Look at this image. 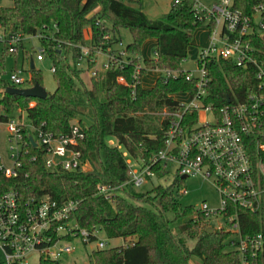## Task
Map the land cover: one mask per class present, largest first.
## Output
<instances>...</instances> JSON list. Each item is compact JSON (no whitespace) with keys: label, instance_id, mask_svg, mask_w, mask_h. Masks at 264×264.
<instances>
[{"label":"trees","instance_id":"1","mask_svg":"<svg viewBox=\"0 0 264 264\" xmlns=\"http://www.w3.org/2000/svg\"><path fill=\"white\" fill-rule=\"evenodd\" d=\"M8 1L0 4V27L7 34L39 35L44 54L55 68L56 87L44 99L23 97L7 92L10 84L0 79V121L14 119L19 110L35 128L61 135L69 131L72 120H77L85 133L78 148L91 167L83 171L48 170L44 166V153L25 136L17 176L8 178L0 171V196L17 190L23 198L77 200L72 217L81 228L103 231L108 239L124 240L120 246L92 250L85 264H240L233 235L216 229L208 232V220L192 206L179 202L178 194L184 187L180 176L174 175L169 185L157 184L146 193L135 191L131 185L114 193L111 200L98 193V185L111 188L128 179L124 151L134 159L147 160L163 148L169 117L163 118L158 112L163 108L179 110L173 94L193 90L194 84L185 79L181 67L193 32L203 25V19L193 9V0L178 3L172 0L168 12L156 19L147 17L140 0ZM262 1L235 0V6L248 13ZM86 28L94 42L111 34V44L121 40L120 28H127L132 40L126 51L132 55L140 52L147 39L155 38L154 57L142 60V75L149 70L168 69L176 71L177 76H159L150 88L139 84L133 94L131 88L116 79L123 76L130 80L133 65L139 63L134 58L128 66L113 62L106 71L90 77V84L85 85L80 74L86 69L75 64L78 49L60 51L57 44L86 43ZM259 58L264 62V52ZM93 66L90 63L87 68ZM209 68L212 76L209 99L216 105L226 103V97L233 98V93L243 94L246 74L232 61L220 59L211 62ZM31 72L27 82L41 84L39 70L34 68ZM31 102L33 106L29 105ZM185 116L196 115L186 112ZM109 139L116 144L110 145ZM167 173L169 169L163 172ZM168 212L173 213L172 218L166 216ZM240 214L242 235L264 233V208L259 213L241 210ZM188 240H194V245L189 246ZM39 264H60V261L42 258Z\"/></svg>","mask_w":264,"mask_h":264},{"label":"built area","instance_id":"2","mask_svg":"<svg viewBox=\"0 0 264 264\" xmlns=\"http://www.w3.org/2000/svg\"><path fill=\"white\" fill-rule=\"evenodd\" d=\"M193 9L203 19L201 27L207 33V43L200 46L195 59L197 71L182 69L185 79L194 84L193 90L175 93L186 96L185 100L176 99L173 94L179 110L163 108L158 112L163 118L169 117L163 148L147 160L134 159L124 151L128 179L111 188L98 185V193L111 200L114 193L127 185L138 189L151 178L161 179L170 174L210 181L219 195V206L212 208L202 203L194 211L208 221L223 219L226 229L217 230L229 231L237 237H233V246L239 251L240 264H264V233L242 235L240 232V211L259 213L264 208V62L259 58L264 52V1L254 4L248 13L237 8L235 0H218L209 5L193 0ZM0 29V41L7 42L8 50L16 53L23 35L7 34ZM111 39V34H105L99 42L91 38L84 44L63 41L58 42L57 48L60 51L77 48L76 66L85 68L92 77L106 71L113 62L128 66L138 57L129 54L121 40L111 44ZM44 53V48L40 47L36 59L42 61ZM103 55L106 61L98 67V59ZM220 59L232 61L242 69L246 82L241 96L233 93V98L226 97V103L216 105L209 99L212 86L209 64ZM90 63L94 66L88 69ZM142 69V63H136L129 81L123 76H118L116 81L131 88L134 94L136 86L142 85ZM54 70L52 65L51 71ZM162 72L160 76L165 78L177 76L176 71L164 69ZM29 80L23 76L22 69H14L8 76L11 87ZM186 112L196 116L186 117ZM206 116L207 119L200 121ZM2 126L6 133L5 151L11 162L6 166L0 155V171L4 176H17L25 136L32 138L31 143L44 153L46 169H88L89 162L83 160L78 148L79 141L85 137L78 121L71 123L69 131L61 135L35 128L23 116L0 121V128ZM168 169L169 173L164 175ZM77 205L78 201L73 199L23 198L17 190L2 194L0 252L5 263L26 264L32 253H37L40 259L60 261L63 255L74 251L72 241L76 238L84 244L94 242L93 250L109 248L107 241L98 238L97 230L81 228L72 217Z\"/></svg>","mask_w":264,"mask_h":264},{"label":"rangeland","instance_id":"3","mask_svg":"<svg viewBox=\"0 0 264 264\" xmlns=\"http://www.w3.org/2000/svg\"><path fill=\"white\" fill-rule=\"evenodd\" d=\"M203 4L209 5L218 0H198ZM172 0H140V4L142 3V7L144 11L150 15L153 19L159 18L163 16V11H165ZM8 0H0V4H8ZM99 8H97V11ZM150 19V18H149ZM0 35H2V30L0 29ZM23 35V34H22ZM85 40L88 42L91 38L89 29H85L84 33ZM119 37L121 39V43L124 47L128 43L131 42L132 36L130 31L127 28H120ZM154 39H150L149 41H145L142 44V48L140 52L137 54L138 62L141 64L142 59L153 58L155 45L153 43ZM207 43V33L203 27H198L193 32V37L191 41V45L188 48L187 57L181 62V67L184 70H191L192 72L197 71V65L195 63V59L197 58L200 46H204ZM41 45L39 42V38L37 35H23L22 40L17 45L16 53H13L8 50V44L5 41H0V78L5 80L8 84V76L10 72L14 69H22L23 76L29 80L31 77V69H30V60H33L35 70H39L41 75V86L48 93H52L56 87L55 78L53 72L51 71L52 62L48 57H44L42 61H38L36 56L38 54V50ZM106 61V57L100 56L98 59V67L102 62ZM162 70H149L142 77V85L145 88H150L154 85L155 81L158 79L160 75H162ZM158 76V77H157ZM80 78L85 83V85L90 84V76L89 73L85 70L80 74ZM31 84L26 82L23 85L16 87H29ZM183 92V91H182ZM178 92V93H182ZM176 99L185 100L186 96L182 94H174ZM173 96V97H174ZM30 106L34 105V102L29 104ZM23 116L26 118L25 113L17 110L13 115V118H18ZM208 116L203 117L200 121L207 119ZM84 122L88 123L87 119H83ZM77 120H72L71 123L76 122ZM6 133L5 128L2 126L0 128V155L4 161L6 166H10L11 162L8 160V154L5 151L7 147L6 142ZM108 143L112 146L116 144L114 139H109ZM90 164L88 165V169H90ZM173 180L172 174L166 176L165 178H151L146 184L142 187L135 189V191L140 193H146L151 188H153L157 184L169 185ZM186 190V192H184ZM179 202L184 206H192V208H198L202 203H206L209 207H218L220 204L219 195L210 181L204 180L200 177H189L184 179V187L180 190L178 194ZM133 202L139 203L137 200H132ZM151 209H155L153 206L147 205ZM168 218L173 217L172 212L166 213ZM208 226L213 228V230H217L219 228L226 229V225L222 218H211L208 221ZM236 239V236H233ZM98 238L101 240H105L108 242L110 247L120 246L124 244V240L122 238H113L108 239L103 231H98ZM189 246H193L195 241L188 240ZM72 244L74 245V251L68 254L63 255L60 258V264H85L88 261L89 253L95 249L96 244L94 242L84 244L81 242L79 238L73 239ZM40 257L37 253L30 254L26 259V264H39ZM0 264H6L3 258L2 253L0 252Z\"/></svg>","mask_w":264,"mask_h":264},{"label":"water","instance_id":"4","mask_svg":"<svg viewBox=\"0 0 264 264\" xmlns=\"http://www.w3.org/2000/svg\"><path fill=\"white\" fill-rule=\"evenodd\" d=\"M30 69H34V64H33V60H30ZM7 92L11 93V94H17L23 97H31V98H38V99H44L47 96V92L43 89V87L41 86V84L39 83H34L33 85L29 86V87H11L9 86L7 88ZM228 99V98H227ZM31 142H33V139L30 138ZM35 146V143H34ZM182 179L185 178V176H181ZM213 228H209L208 232H212Z\"/></svg>","mask_w":264,"mask_h":264},{"label":"crops","instance_id":"5","mask_svg":"<svg viewBox=\"0 0 264 264\" xmlns=\"http://www.w3.org/2000/svg\"><path fill=\"white\" fill-rule=\"evenodd\" d=\"M170 5H171V3H170ZM170 5H169V7L165 10V11H163V13H161V14H165V13H167L168 12V10H169V8H170ZM141 9L143 10V12L147 15V17L148 18H150V19H153L150 15H148L145 11H144V8L142 7V3H141ZM151 39H154V40H152L153 41V43H154V45H155V47H156V44H157V40L155 39V38H151ZM148 41L150 40V39H147ZM146 40V41H147ZM141 48H142V46H141ZM148 59V58H147ZM143 60V59H142ZM158 77V76H157ZM143 86V85H142Z\"/></svg>","mask_w":264,"mask_h":264}]
</instances>
